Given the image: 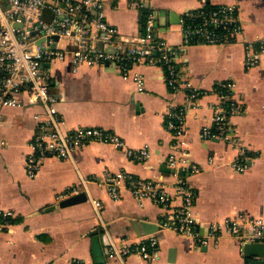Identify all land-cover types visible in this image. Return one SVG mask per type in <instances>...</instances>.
I'll return each mask as SVG.
<instances>
[{
	"label": "crops",
	"instance_id": "crops-1",
	"mask_svg": "<svg viewBox=\"0 0 264 264\" xmlns=\"http://www.w3.org/2000/svg\"><path fill=\"white\" fill-rule=\"evenodd\" d=\"M130 0L109 1L104 7L107 21L124 37L142 32L141 14L129 8ZM208 5L236 4L243 31L232 44H188L181 18L188 11ZM158 26L157 37L166 40L176 53V62L187 67L196 87L204 91L197 106L186 92L172 91L166 71L157 59L154 64L136 63L132 74L144 76V87L131 77L122 78L112 66L82 65L74 70L70 59L45 61L49 89L58 99L62 129L79 126L99 127L118 134L130 149L148 147L150 157L134 161L126 147L91 142L75 150L71 159H44L35 176L27 172L26 159L40 125L43 107L29 103L4 109L0 120V205L16 213L12 226L0 230V264H74L83 259L96 263L93 238L108 264L102 238L119 245L136 247L149 236L158 238V250L146 260L139 253L126 257L127 264H264V257L248 255L238 237L222 235L219 244H201L194 238L163 227L150 234L139 223H162L165 209L151 199H138L122 186L119 200L110 197L102 183L107 172L127 170L140 178L155 179L174 195V205H183L176 195V177L168 164L171 152L186 153L201 167L198 173L185 174L187 188L194 193L192 210L200 222L201 233L227 217L239 214L264 218V55L252 68L244 64L243 39L264 36V0H150ZM180 15V18L177 17ZM70 45V43H68ZM100 46V43L96 44ZM233 82L231 88L237 112L229 120V133L235 141L204 138L202 128L211 125V116L220 104L218 89ZM184 110L186 132L180 138L167 127L168 113ZM39 115V117H38ZM180 146L178 151L176 148ZM245 147L248 167L244 171L229 163ZM183 151V152H182ZM213 159V163L209 160ZM70 186L77 193L62 197ZM86 199L50 211L44 209L72 196ZM93 199L101 201V219ZM104 225L106 229L104 228Z\"/></svg>",
	"mask_w": 264,
	"mask_h": 264
},
{
	"label": "built area",
	"instance_id": "built-area-1",
	"mask_svg": "<svg viewBox=\"0 0 264 264\" xmlns=\"http://www.w3.org/2000/svg\"><path fill=\"white\" fill-rule=\"evenodd\" d=\"M109 1L115 0H0V120L5 108L25 103L22 93L27 94L29 103H40L43 107L40 125L31 143L32 150L26 159L27 172L31 177L36 175L44 159H71L75 150L91 142L126 147L124 139L118 134L103 128L79 126L69 131L62 129L58 99L50 92L48 73L43 68L45 61L69 58L74 70L82 65H113L119 69L124 80L132 77L142 90L144 76L132 74V67L140 62L154 64L157 59L166 71V81L172 91L183 89L193 106L199 104L204 94L194 85L187 67L177 65L174 49L166 40L156 36L158 26L154 10L149 6L150 0H130L128 3L130 9L143 15L142 32L135 38L124 37L115 25L107 21L104 7ZM181 22L188 44L236 43V35L244 29L236 4H219L209 8L203 1L200 8L186 12ZM54 36H58V40L52 47ZM62 39L67 40L65 47L59 45ZM240 42L244 46V64L250 69L264 55V36ZM98 43L100 46L96 45ZM155 50L157 55L154 54ZM234 86L235 83L226 82L218 89L220 104L211 116V125L202 128L204 138L236 140L230 135L228 124L237 112V102L231 91ZM186 115L182 109L168 113L167 127L175 137L180 138V143L186 132ZM176 149L178 151L180 146ZM126 152L134 161H145L150 157L148 147H126ZM209 162L213 163V159ZM168 164L173 168L177 180L175 194L183 197L184 203L179 207L174 205V195L166 185L152 178L137 177L127 170L103 174L102 183L114 200L120 199L121 188L125 186L138 199L148 198L160 204L165 209L163 227L188 235L201 244L217 245L224 234L238 237L244 243L264 242V218L245 214L212 223L207 228L208 232L202 234L200 222L192 210L194 193L187 188L185 176L202 169L184 152H171ZM229 165L238 171L246 170L248 157L245 147L240 146L239 154ZM79 189L78 186H70L61 196L77 193ZM92 204L101 219V201L93 199ZM15 216L13 210L0 205V230L11 227ZM157 250L158 238L151 235L136 247L111 242L108 258L127 264L126 257L131 253H139L149 260ZM74 264L108 262L87 263L77 259Z\"/></svg>",
	"mask_w": 264,
	"mask_h": 264
},
{
	"label": "water",
	"instance_id": "water-1",
	"mask_svg": "<svg viewBox=\"0 0 264 264\" xmlns=\"http://www.w3.org/2000/svg\"><path fill=\"white\" fill-rule=\"evenodd\" d=\"M142 17H143V15L141 14V19H142ZM177 17L180 18V15H177ZM156 18H158V17L156 16ZM52 38L55 39L54 43L52 44V47H54L56 44V40H58V36H54ZM47 39H49V38H47ZM42 40L43 39H41L40 41H42ZM154 54L157 55V50L154 51ZM86 197L87 196L85 195L82 199V197L80 195L72 196L68 199H64L62 201H59L53 205L46 207L44 209V211H50V210H53V209H56L59 207L71 205V204H74L76 202H79V201L86 199ZM162 224H163V222L160 224L154 223V222H148V221L147 222H145V221L141 222V223H139V225H140V228L142 231H138V234H150V233L157 232L163 228ZM102 238L104 240V243L107 246H109L110 241H109L107 233L103 234ZM205 248H206V245H205ZM244 249L246 250V253L250 256L256 255V256L264 257V242L263 241L245 242L244 243ZM93 251H94L96 263H103L104 257L102 255V251L100 248L98 236H94V238H93Z\"/></svg>",
	"mask_w": 264,
	"mask_h": 264
},
{
	"label": "rangeland",
	"instance_id": "rangeland-1",
	"mask_svg": "<svg viewBox=\"0 0 264 264\" xmlns=\"http://www.w3.org/2000/svg\"><path fill=\"white\" fill-rule=\"evenodd\" d=\"M66 44H67V40H66V39H62V40H60V42H59V45H60L61 47H65Z\"/></svg>",
	"mask_w": 264,
	"mask_h": 264
},
{
	"label": "trees",
	"instance_id": "trees-1",
	"mask_svg": "<svg viewBox=\"0 0 264 264\" xmlns=\"http://www.w3.org/2000/svg\"><path fill=\"white\" fill-rule=\"evenodd\" d=\"M208 7H209V8H213V6H211V5H208Z\"/></svg>",
	"mask_w": 264,
	"mask_h": 264
}]
</instances>
